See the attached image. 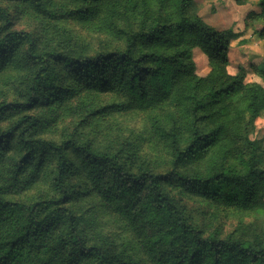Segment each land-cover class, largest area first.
<instances>
[{
  "label": "trees",
  "instance_id": "1",
  "mask_svg": "<svg viewBox=\"0 0 264 264\" xmlns=\"http://www.w3.org/2000/svg\"><path fill=\"white\" fill-rule=\"evenodd\" d=\"M4 1L41 19L70 17L87 24L106 3L124 0H68L73 4L71 9L62 6L64 12L51 9L48 0ZM193 4L140 0L132 6L139 13L138 27L109 22L123 44L93 54L77 45L71 48L70 38L58 48L46 39L41 45L39 35L11 30L10 12L0 4V73L9 67L25 74L17 99L0 102V124L18 116L6 128L0 125V264H137L129 256H117L110 244L87 240L90 224L72 206L73 176L84 178L95 194L98 204L92 206L115 212L132 250L148 264H264V231L253 233L248 226L222 237L194 223L181 204L183 196L198 197L227 209L264 213V147L250 139L264 110V88L246 84L242 67L235 75L226 73L231 44L243 43V34L214 29L191 13ZM115 5L109 7L116 11ZM257 6L260 11L247 16L264 42V0ZM194 48L207 57L211 71L206 78L195 75ZM250 67L264 80V64ZM78 92L124 99L92 111L93 116L121 110L153 115L173 108L172 129L164 135L171 141V169L162 173L132 167L118 152L76 139L57 143L41 138L42 119L31 112ZM235 142L245 145L238 166L219 165ZM214 151L212 160L219 154L222 158L209 171H180ZM48 172V190L25 198Z\"/></svg>",
  "mask_w": 264,
  "mask_h": 264
},
{
  "label": "rangeland",
  "instance_id": "2",
  "mask_svg": "<svg viewBox=\"0 0 264 264\" xmlns=\"http://www.w3.org/2000/svg\"><path fill=\"white\" fill-rule=\"evenodd\" d=\"M48 1L51 9L56 11L61 9L60 12L64 10L62 6L71 9L73 4L68 0ZM127 1L124 0L120 5L104 3L96 18L88 21L87 24L75 23L70 17L57 18V21L41 19L23 6L16 7L14 2L3 0L0 4L10 12L11 30L39 35L42 40L41 45L46 39L52 46L58 48L61 46V41L70 38L71 48L77 45L76 49L93 54L96 51L113 49L123 44V40L117 39L110 31L109 22H115L119 28L136 29L138 27L139 13H135L132 6L134 4L139 6L140 0ZM258 2L259 0H245L244 4L239 5L235 0H194L191 13L197 14L216 30L233 29L243 34L241 37L245 40L243 43L236 40L231 44L230 63L225 69L226 73L235 75L239 67H242L245 69L246 84L257 83L264 88V80L250 67L264 64V42L253 33L258 26L253 25L254 23L247 16L250 12L260 11ZM111 5H115L117 10L113 11L109 7ZM51 23L55 25L54 28H50ZM192 59L195 75L206 78L211 71L207 57L198 48H194ZM24 76V73L9 67L0 73V102L17 99L20 94L19 86ZM122 103H125L124 99H120L115 94L107 93L98 97H88L87 93L78 92L54 103L51 107L40 106L31 113L38 114L42 119L38 135L43 139L57 143L76 139L83 143H91L101 151L118 152L120 159L132 167L144 166L162 173L169 171L172 150L170 139L165 138V131L172 129L170 114H175L173 108L166 107L154 112L153 115L135 110H121L105 116L90 115L92 111H98L101 107ZM17 117L2 120L1 127L6 128ZM250 139L264 147V110L255 121ZM181 145L184 146L182 143ZM244 150V143H233L227 152L228 158H224V163L219 165L238 166ZM216 154L217 151L209 153L201 162L184 165L180 167V171L187 173L209 171L212 168V162L222 158V154H219L215 160H212L211 157ZM50 180L51 176L48 172V176L43 175L26 193L25 198L44 194L48 190ZM69 183L73 193L76 194V200L72 203L73 208L90 224L87 240L90 243L110 244L111 249L116 250L117 256L123 259H125L124 255L129 256L137 264H148L147 261L141 260V256L136 251L132 250L128 243L131 241L130 235L122 231L115 212L95 207L98 204L97 198L94 197L92 190L86 187V180L73 176ZM167 189L173 197L177 196V191L173 187L168 186ZM181 201L194 223L201 225L207 232L216 230L224 237L240 233L248 226L252 228L253 233L264 231V213L227 209L216 204H209L198 197L183 196Z\"/></svg>",
  "mask_w": 264,
  "mask_h": 264
}]
</instances>
